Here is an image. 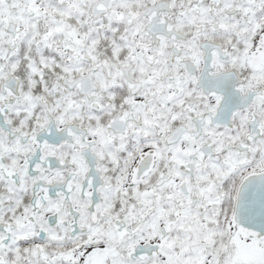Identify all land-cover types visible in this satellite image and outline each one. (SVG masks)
I'll use <instances>...</instances> for the list:
<instances>
[{
	"label": "snow or ice",
	"instance_id": "6c2138e0",
	"mask_svg": "<svg viewBox=\"0 0 264 264\" xmlns=\"http://www.w3.org/2000/svg\"><path fill=\"white\" fill-rule=\"evenodd\" d=\"M0 264H264V0H0Z\"/></svg>",
	"mask_w": 264,
	"mask_h": 264
}]
</instances>
